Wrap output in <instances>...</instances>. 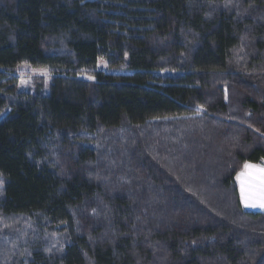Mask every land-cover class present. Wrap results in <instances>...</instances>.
<instances>
[{
  "label": "trees",
  "instance_id": "obj_1",
  "mask_svg": "<svg viewBox=\"0 0 264 264\" xmlns=\"http://www.w3.org/2000/svg\"><path fill=\"white\" fill-rule=\"evenodd\" d=\"M262 134L264 0H0L1 263L264 264Z\"/></svg>",
  "mask_w": 264,
  "mask_h": 264
},
{
  "label": "rangeland",
  "instance_id": "obj_2",
  "mask_svg": "<svg viewBox=\"0 0 264 264\" xmlns=\"http://www.w3.org/2000/svg\"><path fill=\"white\" fill-rule=\"evenodd\" d=\"M105 62L103 61V63H98L97 65V69L100 70V69H105ZM47 71L48 75L45 76L42 74L43 71ZM11 74L13 76H15L17 78V86L20 90H24V91H30V90H33V89H38V88H41V90H43L45 93H48L49 91V84H50V81H51V76L53 74L52 71H50L48 68H34V67H30L28 65H19L17 67H15L12 71H11ZM80 77L82 78H86L88 79L89 75H86V74H80L79 75ZM21 81H25V83H21ZM141 134H142V130H138L137 132V140L141 141L142 142V139H141ZM135 140H136V137H135ZM205 141H207L206 138H204ZM140 142V143H141ZM142 144V143H141ZM227 146V145H226ZM199 149H204V150H207V153H209L211 151V148L207 147L206 143L205 142H202L201 146L199 147ZM207 164H211L210 161H206ZM205 164V163H204ZM200 168H204V166L202 165ZM212 170V169H211ZM211 170L208 172V173H201L199 172L196 176H204L205 175V185L204 183H201V185H204L206 187V195L205 196H212L214 194H217V197H221L222 195H224L225 192H222L219 190L218 188V185H217V178L220 177L221 173H220V169L217 170L218 173H220L217 177H211L209 179V177L211 176L210 173H211ZM215 176V175H214ZM189 177L192 178V174L189 175ZM110 176L107 175V178L104 179L106 180V182L108 184H110L111 182L109 181ZM151 183V184H150ZM147 182V183H142L141 184V187H144L145 189L143 190L142 192V195L144 196L142 198V203H145L144 201H147L148 199L151 200V197L148 193V186L150 184V187L153 186V183L152 182ZM149 187V188H150ZM199 190L201 192H203V189L202 188H199ZM188 194H190L191 192L188 190H185ZM230 204L232 206H234V203H233V197H230ZM235 201V200H234ZM201 202V199L200 201ZM228 206H230L228 203H226ZM225 209H226V205H223V203L221 204ZM232 214V212H230ZM23 220V223H28L29 220H27L26 218L25 219H21ZM28 234L23 236L22 238L19 239L20 242H26L28 240ZM30 253V249L27 247L26 249H15V256L16 257H24L26 255H28ZM3 260V258H1ZM11 259L9 258V255H7L6 257V260H4L2 263L0 262V264H9ZM26 264V263H25Z\"/></svg>",
  "mask_w": 264,
  "mask_h": 264
},
{
  "label": "snow or ice",
  "instance_id": "obj_3",
  "mask_svg": "<svg viewBox=\"0 0 264 264\" xmlns=\"http://www.w3.org/2000/svg\"><path fill=\"white\" fill-rule=\"evenodd\" d=\"M98 63H103V60H98ZM42 74L48 75L46 70ZM88 79L94 78L89 76ZM21 83L23 84L25 81H21ZM236 179L240 184L241 202L246 207H260L264 209V168H258L245 162L244 171L238 173Z\"/></svg>",
  "mask_w": 264,
  "mask_h": 264
},
{
  "label": "crops",
  "instance_id": "obj_4",
  "mask_svg": "<svg viewBox=\"0 0 264 264\" xmlns=\"http://www.w3.org/2000/svg\"><path fill=\"white\" fill-rule=\"evenodd\" d=\"M249 164H252V165H255L257 166L258 168H264V161L263 162H260V163H250V162H247ZM244 171V165L242 166V169L239 171L242 172ZM237 177V175H236ZM236 184H237V187H238V191H239V197H240V184H239V181L236 179ZM240 202H241V199H240ZM242 206L247 209V210H251V211H264V209L260 208V207H246L242 202H241Z\"/></svg>",
  "mask_w": 264,
  "mask_h": 264
}]
</instances>
